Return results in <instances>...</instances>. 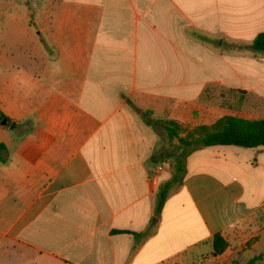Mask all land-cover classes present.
<instances>
[{"label":"crops","instance_id":"crops-1","mask_svg":"<svg viewBox=\"0 0 264 264\" xmlns=\"http://www.w3.org/2000/svg\"><path fill=\"white\" fill-rule=\"evenodd\" d=\"M22 13L0 16V112L15 123L0 125V264H244L264 253V147L191 152L156 213L173 173L148 122L226 115L199 100L209 85L244 86L238 71L264 73V52L238 48L264 32V0H51L36 27Z\"/></svg>","mask_w":264,"mask_h":264},{"label":"trees","instance_id":"trees-1","mask_svg":"<svg viewBox=\"0 0 264 264\" xmlns=\"http://www.w3.org/2000/svg\"><path fill=\"white\" fill-rule=\"evenodd\" d=\"M243 50L252 53L264 52V32L258 33L255 38L244 46H238ZM146 115V114H145ZM5 118L0 112V121ZM149 123L159 125L170 139H176L182 146L181 157L183 160L193 151L201 147L208 146H238L243 148L264 147V119H245L232 115L223 116L215 121L211 126L200 125L189 134L190 139L179 136V125L172 120L154 121L148 119ZM28 131H31L30 124ZM189 147V148H188ZM7 149L3 142L0 141V162L7 161ZM185 161H177L171 178L159 186L156 200L155 212L158 213L163 205L167 193L175 186H178L185 173ZM226 248V242L223 237L216 233L213 237V253L220 254ZM264 253L254 256L244 264H255L261 259Z\"/></svg>","mask_w":264,"mask_h":264},{"label":"rangeland","instance_id":"rangeland-1","mask_svg":"<svg viewBox=\"0 0 264 264\" xmlns=\"http://www.w3.org/2000/svg\"><path fill=\"white\" fill-rule=\"evenodd\" d=\"M49 1L51 0H0V16H3L5 11H12L14 15L18 14L20 11L21 14H18L17 17L22 18L21 20L23 21L24 17L22 11L24 10L28 19L30 20V23L36 27L34 21L36 20L37 14L39 11L43 10V6L47 5ZM8 18L9 17L5 18L4 24L5 26H8L6 27L7 31L12 34L14 30H12V27L9 24L10 22L7 20ZM11 38H13L12 35ZM209 42L215 49L220 50L222 54L228 52V49H226V46L223 44V42H221L219 45L214 40ZM222 74L226 76V79L228 78L227 72H222ZM237 74L238 76H231V78H235L233 80L234 82L244 86L239 88H228L223 85H209L206 87L204 95L201 100H199V102L220 107L222 113L226 114L223 116L230 114L241 118L250 116L251 118L264 119V101L257 97L254 87L257 84V81L259 82L260 80H264V73L259 71H238ZM260 89L264 91V86L262 87L261 85ZM197 127L198 126H194L190 123L184 126L179 125V136L190 139L189 134ZM20 132L22 131H17V133ZM231 147L242 149L241 147L237 146ZM160 149L162 150L163 156L165 158L163 159V162L166 163L168 169L173 173L177 161H184L183 157L180 155L182 146L176 139H170L162 128L160 132ZM174 188H176V186L172 189Z\"/></svg>","mask_w":264,"mask_h":264},{"label":"water","instance_id":"water-1","mask_svg":"<svg viewBox=\"0 0 264 264\" xmlns=\"http://www.w3.org/2000/svg\"><path fill=\"white\" fill-rule=\"evenodd\" d=\"M0 125H2V126H8L10 129H13L15 127V123L14 122H8L5 118H3L0 121Z\"/></svg>","mask_w":264,"mask_h":264}]
</instances>
